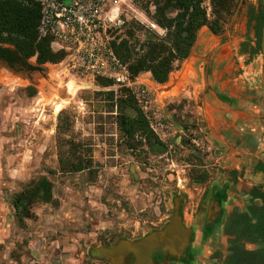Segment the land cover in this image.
Listing matches in <instances>:
<instances>
[{"label": "rangeland", "instance_id": "obj_1", "mask_svg": "<svg viewBox=\"0 0 264 264\" xmlns=\"http://www.w3.org/2000/svg\"><path fill=\"white\" fill-rule=\"evenodd\" d=\"M124 1V24L113 34L116 44L128 41L139 52L143 43L166 38L167 32L159 37L150 28V22L158 25L153 3ZM202 7L212 20L213 0H203ZM223 21L219 35L208 27L198 32L190 57L176 64L167 84L158 85L150 73L136 77L151 90L155 113L168 132L162 138L153 133L159 143L153 149L137 136L135 145L142 147L134 154L107 92L60 85L52 65L39 66L36 58L28 62L40 71L13 70L0 61V264H112L95 252L140 242L166 228L175 215L190 231V244L178 262L156 252L155 264H211L217 253H225V235L210 226L214 196L231 197L230 206L232 199L240 200L238 209L244 211L246 183L257 159L247 154L253 149L250 137L235 133L231 146L216 144L199 108L212 91L205 81L214 76L236 95L249 96L257 87L264 91V4L235 0ZM191 58L198 59L195 66ZM252 68L256 81L249 80ZM18 79L23 84H9ZM128 95L122 90L119 97ZM126 115L137 116L132 108ZM61 159L81 162L86 170L62 172ZM43 178L52 183V203H35L30 218L19 215L17 197ZM133 261L126 254L120 264Z\"/></svg>", "mask_w": 264, "mask_h": 264}, {"label": "trees", "instance_id": "obj_2", "mask_svg": "<svg viewBox=\"0 0 264 264\" xmlns=\"http://www.w3.org/2000/svg\"><path fill=\"white\" fill-rule=\"evenodd\" d=\"M234 1L213 0L215 16L209 20L202 7L203 0H148V4L153 3L156 9L153 20L167 30L166 38L143 43L139 52H136L135 45H128V41L114 42V50L121 61L128 65L133 77L150 73L155 83L165 85L176 64L190 57L198 32L203 27H208L215 35L223 32V20L233 8ZM171 11L176 12L174 17L170 16ZM40 19V8L35 0H0V45L9 47L0 46V61L13 70L40 71L39 67H33L28 61L36 58L41 66L58 64L64 59L63 53L53 52L50 40L39 39ZM256 29L261 32L262 23ZM98 82L102 87L111 84L102 80ZM106 96L112 109L115 104L119 109V128L132 154L142 147V143L135 145L137 136L145 140L150 149L158 146L148 122L140 110L132 106L135 101L130 94L127 99L115 98L111 92H107ZM127 108H132L137 116L131 118L126 115ZM60 167L66 173L86 170L81 162L69 164L63 159ZM253 170L264 176V163L257 161ZM247 193L250 196L249 206L244 211L234 210L221 225L228 245L225 253H217L211 258V264H264V187L254 186ZM52 201V183L43 178L34 187L22 192L14 205L19 215L30 218V210L35 203L50 204Z\"/></svg>", "mask_w": 264, "mask_h": 264}, {"label": "built area", "instance_id": "obj_3", "mask_svg": "<svg viewBox=\"0 0 264 264\" xmlns=\"http://www.w3.org/2000/svg\"><path fill=\"white\" fill-rule=\"evenodd\" d=\"M41 19L39 39L50 40L54 53L64 59L51 64L59 84L70 83L88 91L111 92L115 98L122 90L129 92L138 109L158 137L166 135L168 127L155 113L151 90L131 75L128 65L117 56L113 34L123 26L124 0H35ZM150 28L159 37L166 35L154 22ZM111 84L102 87L98 81Z\"/></svg>", "mask_w": 264, "mask_h": 264}, {"label": "crops", "instance_id": "obj_4", "mask_svg": "<svg viewBox=\"0 0 264 264\" xmlns=\"http://www.w3.org/2000/svg\"><path fill=\"white\" fill-rule=\"evenodd\" d=\"M196 61H198L197 58L189 60L192 66L193 64L195 66ZM250 71H254L251 73L254 77H249V80L256 81L258 75L256 70L252 68ZM215 78L216 76L214 79L208 78L205 81L206 86L212 87V91L210 94H205L203 107L199 108L204 121L209 124V135L216 138L213 141L221 147L232 145L229 138L232 134L250 137L253 141V149L247 154L264 163V91L258 87L255 90L249 88L248 91L252 90V92L249 96L243 97L241 93L243 91H240L241 95H236L232 89L225 91L227 89L220 84L222 77L218 81ZM253 169L250 170V182L246 183L247 186L252 188L262 185L264 187V176L255 173ZM245 195L250 199L248 193ZM225 198V194L219 193L213 199L211 216L215 222L211 227L219 226V230L234 210L242 208L240 200L232 199L234 203L232 202L230 206L228 201H231V197Z\"/></svg>", "mask_w": 264, "mask_h": 264}, {"label": "water", "instance_id": "obj_5", "mask_svg": "<svg viewBox=\"0 0 264 264\" xmlns=\"http://www.w3.org/2000/svg\"><path fill=\"white\" fill-rule=\"evenodd\" d=\"M264 4V0H262ZM262 55L264 58V28L262 36ZM264 84V71H263ZM211 208V212H212ZM210 212V226H214V219ZM213 228V227H212ZM191 233L185 229L180 223L177 215L173 221L166 226L162 231L155 232L147 238L130 244L128 242H120L111 249H100L95 254L101 259H110L112 264H120L126 254H132L135 258L133 264H155L154 256L157 253L169 254L170 258L177 260L181 255H184V250L190 244ZM161 248V249H159ZM160 250V251H159ZM156 257H158L156 255Z\"/></svg>", "mask_w": 264, "mask_h": 264}, {"label": "bare ground", "instance_id": "obj_6", "mask_svg": "<svg viewBox=\"0 0 264 264\" xmlns=\"http://www.w3.org/2000/svg\"><path fill=\"white\" fill-rule=\"evenodd\" d=\"M20 80H21V79H18L17 81H16V80H10V81H9V84H10V85H11V84H12V85L14 84V85H17V86H18V85H21L22 82H21ZM22 84H23V83H22ZM44 98H45V97H44ZM43 101H44V99H43ZM62 102L65 103V100H62ZM60 111H61V106H57V108H56V112L59 113Z\"/></svg>", "mask_w": 264, "mask_h": 264}, {"label": "flooded vegetation", "instance_id": "obj_7", "mask_svg": "<svg viewBox=\"0 0 264 264\" xmlns=\"http://www.w3.org/2000/svg\"><path fill=\"white\" fill-rule=\"evenodd\" d=\"M157 258H158V257H157ZM171 260H172V261H176V262H178V260H174V259H172V258H171ZM160 262H161L160 264H165V262H163V261H160Z\"/></svg>", "mask_w": 264, "mask_h": 264}]
</instances>
